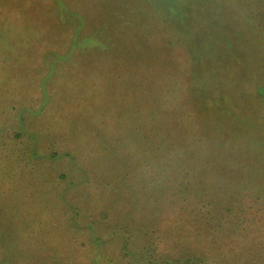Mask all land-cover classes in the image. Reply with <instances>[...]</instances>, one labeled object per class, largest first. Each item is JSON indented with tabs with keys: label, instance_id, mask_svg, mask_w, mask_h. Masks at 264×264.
Wrapping results in <instances>:
<instances>
[{
	"label": "trees",
	"instance_id": "trees-1",
	"mask_svg": "<svg viewBox=\"0 0 264 264\" xmlns=\"http://www.w3.org/2000/svg\"><path fill=\"white\" fill-rule=\"evenodd\" d=\"M27 2L25 1V3ZM194 2H196L195 5L185 8L184 14L186 13L185 16L191 15L194 13V8L199 17L197 24L189 28L187 24L182 25V20L178 21L179 25L173 22V19L167 20L171 33H174L173 35L178 37L177 39L183 40L181 36L193 35L190 45L186 42L191 51L197 53L191 80L196 84L199 94L202 92V96L198 94V97L191 96V99L194 100V104H202L207 109V114L211 110L217 113L218 117L223 115L224 110L228 112L230 108L235 107L232 84L239 83L235 81L236 74L226 73L225 67L219 60L211 58L206 52L205 47L207 46L204 45L203 39L208 40L209 48H216L217 52L224 51L235 56L233 58L237 60L239 66L245 67V63H248L252 58L264 57V0H203ZM63 4L65 6V3ZM3 5L0 4V7ZM78 5L79 2L74 9H78ZM58 6H55L57 13L56 9L54 12L55 17H59L56 20V25L60 29H64L59 26L60 19L61 23L69 22L73 32L75 30L80 32L78 29L81 25L78 19L65 18L63 12L66 13L67 9ZM18 8L25 10L26 7ZM14 13L17 15L16 12ZM169 16L171 17L172 13ZM47 24L44 22L31 27L30 24L25 23L22 27L18 26L15 30L21 36L19 40L8 41L6 39L12 34V28H7L3 34H0V167L3 169L1 172L8 173L3 177L0 175L2 177L0 183L10 182L9 185L0 187V220L5 219L4 223L0 225V264H82L85 259L82 247L85 248L86 241L79 239L85 238V235L80 236L77 230H85L90 243L99 247L105 244L107 241H103L99 225L102 226L109 211L119 210L117 199H121L125 195L124 188H128L132 193L129 198L130 208L126 211L128 217L139 218L142 221L137 226L125 224L127 220L122 223L118 222L109 231L113 237L119 229H126L124 231L126 238L122 249L127 257L133 254L131 260L126 264L128 262L129 264H234L232 259H236L238 264H264V257L262 262L252 258V247L246 250L250 252L249 254L242 251L235 253L230 249V245L238 247L246 242L260 252L255 256L256 258L260 255L264 256V228L258 222L249 228L246 226L244 228L243 225L250 220L258 221L257 218L261 216L260 205L264 206V123H254L250 128L248 126L246 128L244 122L241 121L240 124H237V128L245 129V134L239 135L238 131L231 129L236 132L240 141L237 140V137L230 139L228 132L218 136L221 138V144H224L222 146L236 147L239 159L246 155L249 149L252 150V156L241 161L244 164L240 165L242 182L240 181L239 186L240 189L242 188V193L236 191L229 197L228 193L222 192L223 185L218 184L212 190L216 200L212 195H208L210 201L206 204L201 203L203 206L211 208L207 211L208 214H219L216 217L219 222L226 219L230 224L227 230L228 240L221 241L222 243L216 244V247L206 248L204 245L205 238L208 237L207 232L201 229L197 230L193 226L187 232L183 231L186 228L185 218L188 216H185L184 213L187 198L175 199L176 193L186 192L185 187L189 190L190 185L193 184V180L196 178L193 177L192 172L195 171L196 165L193 166V162L187 163L184 157L180 160L176 158L175 163L172 164L173 169L166 168L168 166L166 160L152 161L151 166L154 168L149 169L148 174L142 179L143 183L141 185L133 184L129 181L126 165L121 164L120 153L114 151L113 146L112 152H107L106 147L101 151L92 150L91 148L94 149L97 146L94 143L99 139H101L99 142L105 141L106 132H103L104 137H102L99 127L92 126L85 115L72 114L73 109L78 108L76 102L80 99L81 91L74 90L77 94L75 102L67 104L64 102L65 96L61 90L63 84L69 80L68 74L71 76L70 80L74 79L75 83L82 85L85 84L82 82L86 76H92L96 78V82L88 88L92 96L94 85L98 82L103 83L99 79L103 73L99 74L100 72L94 71L84 76L68 69L69 62L73 61V58L78 57L80 60L87 54L89 48L85 38L78 41L68 39L65 42L72 43L69 50L63 55L56 53L57 58L49 62L48 55L51 50L42 48L46 46L44 41L47 44H52L48 38H44L48 37V34L51 35V30L46 28ZM180 27L184 30H179ZM23 34L28 37H23ZM73 35L75 36V34ZM94 57L97 61L105 60V56L103 59L95 55ZM228 59L223 62H228ZM233 65L236 66L234 62ZM146 66L147 68L151 67V65ZM257 69L260 70L256 71ZM116 71L119 72V70ZM114 72L108 75L106 83H103L104 89L102 86L98 97L101 98L110 93L106 92L107 85L119 90L117 87L118 75H115ZM260 72L263 76L264 65L262 68H255L252 74L257 75ZM207 74L213 75V77L211 82L204 83L200 78L201 76L206 77ZM243 75L241 72V80ZM250 78L243 77L245 81ZM143 80H146V76L137 80L139 88ZM130 81L131 79L128 77L120 79L121 84H129ZM134 83L136 84V82ZM252 83V86L247 87V96L256 97V100L260 98V102H263L264 81H253ZM136 88L128 92V97L133 96V100L130 98L129 106L136 103L138 116L135 108H131V112L126 111V103L119 108L121 112L131 113V115L128 113L124 115L126 121L131 119L125 132L128 139L138 137L139 129L136 121L142 114L140 110L142 101L137 98L139 91ZM60 97H63V102ZM194 104L192 103V105ZM246 116L248 117V114L245 115L244 120H246ZM236 122V120L231 121L234 124ZM172 126L175 133L178 125L176 122H172ZM214 127H212L213 130ZM253 132L257 138L251 142L248 139L250 137L248 134ZM218 133L219 130L214 133V137L209 135V139L216 141ZM162 140L165 142L162 154L167 156V152L165 153L167 138H161ZM169 144L172 147L171 142ZM90 150L93 152H89ZM185 150L192 151L188 146L185 147ZM193 154L197 155L198 153ZM102 156L105 157V160ZM61 157L68 159L66 166L69 172L54 170L58 172V175H55L57 173H53L45 163L51 161L50 159ZM258 161L263 165V179L256 177V181H254L252 171L256 169ZM178 163L179 166H177ZM210 163L208 157L203 160V164ZM122 166L123 168H121ZM167 170H169L171 179L163 176ZM188 175L193 180H190ZM217 178L218 182H221L222 177ZM203 180V178L198 179L197 185L203 190L208 189L205 187L207 185H203ZM11 181L16 184L23 182L24 185L13 186ZM165 181H171L169 186L173 185L174 190L172 193H165L162 201L160 200V191L162 192L164 189L162 186ZM150 185H156L157 195H160L153 202L151 201V205L145 203V200L137 201L136 198L139 194L145 197L147 194L145 189L147 187L150 189ZM178 187L182 189H177ZM246 187L247 190L244 191ZM251 187H256L255 192ZM218 193L219 197L228 194V205L224 206L227 200L217 201ZM15 199L19 204L15 203ZM2 203L13 204L11 208L8 206L5 208ZM188 203L193 204L189 201ZM98 204L105 205L99 211V214L102 215L100 218L96 217L93 212ZM176 210L180 215L178 218H174ZM143 213L145 216L140 217ZM193 218H195L194 215ZM206 219H209L207 215ZM212 220L208 221V225L213 224ZM123 224L125 225L121 226ZM239 231H245L247 234L237 235ZM134 236L151 237L150 244L148 241L141 243V240H137L136 245L140 247V251L137 248L131 249L129 243L132 237L134 240ZM165 242L168 243V247L176 250L170 257L166 246L167 253H163V258L158 261L155 254H161L163 250L161 245ZM151 245H155V247L153 248ZM223 246H226L225 252H223ZM104 258L110 260L107 256Z\"/></svg>",
	"mask_w": 264,
	"mask_h": 264
},
{
	"label": "rangeland",
	"instance_id": "rangeland-1",
	"mask_svg": "<svg viewBox=\"0 0 264 264\" xmlns=\"http://www.w3.org/2000/svg\"><path fill=\"white\" fill-rule=\"evenodd\" d=\"M25 1L28 2L25 3ZM194 1L201 2L203 0H0V4H4L3 7H0V34H3L7 28H12V34L6 37V39L8 41L19 40L21 36L17 34L15 30L18 26L22 27V25L26 23L30 24L32 27L47 22L46 28L51 30V35L48 34V37L44 38H48V41H51L52 44H47V42L44 41L46 46L42 48H44V50H46V48L51 50L48 55L49 62L57 58L58 55L56 53H61L63 55L69 50L72 43H68L69 41L66 43L65 41L68 39L71 41L72 39L78 41L85 38L89 48L87 49V54L80 60L78 57L73 58V61L69 62L68 69L71 72L74 71L84 76L94 71H97L96 73L100 72L99 74L103 73L102 76L99 77L103 83H106L108 75H111L112 72L115 71L114 74L118 75L117 87L119 89L117 91L114 87L111 88V86L107 85L106 92L110 93L100 98L98 95L103 86L101 82L94 85V93L91 92L92 96L90 95L88 88L96 82V78L92 76H86L85 79H83L82 83H85L83 84L85 85L83 89L82 84L75 83L74 79L70 80L71 76L69 74V80L63 84L64 86L61 92L64 94V102L67 104H70L72 101L75 102L77 94L74 90L77 92L81 91L80 99L76 102L78 108L73 109L72 114L85 115L87 121H89L92 126L99 127L102 137H104L103 132H106L105 141L99 142L101 141V139H99L98 142L94 143L97 144V146L91 149L101 151L106 147L107 152H112L113 146V150L120 153L121 164H125L127 167L129 181L133 184L140 185L143 183L142 179L148 174L149 169L154 168L151 166L152 161L161 162L166 160L168 163L166 168L170 169H173L172 164L175 163L176 158L180 160L184 157L187 163L193 162V166L196 165V168L195 171L192 172V175L196 179L193 180L188 175V178L193 180V184L190 185L189 190L185 187L186 192L176 193L178 196L176 195L175 199L181 200V197L187 198L184 205L186 208L184 213L185 216H188L185 218L186 228L183 231L187 232L192 226L197 230H204L208 234V237L205 238L204 247L210 248L212 246L216 247V244H221L223 240H228L227 230L230 224L226 219L219 222L218 218H216L219 214H208L207 211L211 208L208 206L205 207L202 204H206L210 201V198L207 197L208 195H212L213 199L216 200L212 190H214L218 184L223 185L222 192L228 193L229 197L236 191L242 193V188L240 189L239 186L242 179V171L240 168L241 161H245L252 156V150L249 149L246 155H243L239 159L236 147L222 146L224 144H221V138L218 136H222V134L224 135L228 132L229 138L233 139L237 137V131L239 135L241 133L245 134V129L237 128V124H240L241 121L244 122L246 128L247 126L250 128L254 123H264V101L260 102V98L256 100V97H249L246 92L248 91L247 87L253 85V81H264V75L261 76V72L257 75L252 74L255 68L263 67L264 57L252 58L248 63H245V67L239 66L237 65V60L233 58L235 56L225 53L224 51L217 52L216 48H209L210 45L208 40L203 39L204 45L208 47H205L206 52L209 53L211 58H217L219 60L221 65L225 67L226 73H229V75L236 74L235 81H238L239 84H237L238 86L232 84L236 104L235 107H233V109L230 108L228 112L224 110L223 115L217 117L218 114L211 110L207 114V109L203 107L202 104H194V100L191 99V96L198 97L199 92L197 91L196 84L191 80V74L194 71L193 65H195L194 62L197 60L196 51L192 52L190 46H188L190 42H192L193 35L181 36L183 40L177 39L178 37L176 38V36L173 35L174 33H171L170 24L167 20L173 19V22L178 25V21L182 20V25L184 26V24H187L189 28L197 24L199 17L195 13L194 8V13L191 15L185 16L186 13L184 14L185 8L195 5L196 2ZM78 2V9H74ZM63 3H65V6ZM56 4L63 9H67L66 13L63 12L65 18L78 19L81 25L78 29L80 32L75 30L74 33L73 28L69 26V22L61 23L62 20L60 21V19L59 26L64 29H60L56 25V20L59 18L58 16V18H56V14L54 13L56 9L55 6H57ZM21 6L26 7L25 10L18 8ZM14 12H16L17 15H15ZM171 13L172 18L169 16ZM193 17L196 19H192ZM181 29L180 27L179 30ZM31 34L33 36L34 32ZM23 37L28 36L23 34ZM94 55L100 59H103V56H105V60L97 61ZM227 58H229L228 62L224 63L223 60H227ZM232 61L236 66L233 65ZM146 65H151V67L147 68ZM116 70H119V72ZM259 70L260 69H257L256 71ZM66 72L69 73L68 70H66ZM241 72L244 74L243 77L251 78L245 81L242 77V81L240 79ZM144 76H146V80L142 81L139 88L137 80ZM125 77L131 79L129 84L120 83V79H124ZM212 77L213 75L207 74L206 77L201 76L200 79L204 83H209ZM134 82H136V84ZM135 88L140 92H138L137 98L142 101V104H140L142 114L136 121L139 129L138 137H130L128 139L125 132L127 124L130 123L131 119L130 121H126L124 115L128 112H121L119 108L126 103V111L131 112V108L136 109V103L135 105L129 106L130 98L133 100V96L128 97V92L135 90ZM199 95L202 96V92ZM60 99L61 102H63V97H60ZM192 103L194 105H192ZM246 113L248 117L246 116L247 118L244 120L245 115H247ZM128 114L131 115V113ZM236 117H238V119H236ZM233 120L237 121L236 124H234L235 122L231 123ZM172 122H176V125H178L176 126L175 133ZM214 126L217 128L215 129ZM212 127H214V130ZM172 129L173 131L171 135H169ZM231 129L236 130V132ZM217 130H219V133L216 135V141L212 139L211 141L209 135L214 137V133L217 132ZM248 135L250 136L248 139L251 142L255 141L257 138L254 132ZM161 138H167V151H165V153L167 152V156H163L162 154L165 142H163V140L161 141ZM237 140L240 141L238 137ZM170 142L172 147L169 144ZM186 146L192 149V151L188 152L185 150ZM92 150L89 152H93ZM195 152L198 154H193ZM255 152L258 154L257 151ZM206 157L211 161L210 164H203V160ZM102 158L105 160V157L102 156ZM50 160L51 161L45 164L53 173H57L55 175H58L60 171L67 170V158L61 157L59 159ZM104 160L102 159V161ZM256 165V169L252 171L254 173V181H256V177L258 179H263V165L259 161ZM177 166H179V163ZM69 168H71L70 165ZM121 168H123V166ZM127 170L123 171L127 172ZM1 171H3V169L0 167V175L2 177L3 175H8V173L4 174V172ZM167 171L163 173V176L165 175L166 178L171 179L169 170ZM149 174L152 175V173ZM1 176L0 179L2 178ZM217 177H222L221 182H218ZM200 178L204 179L203 185H207L205 187H208V189H204L205 191L196 183ZM9 183H0V187L9 185ZM11 183L13 186L24 185L23 182L16 184L11 181ZM170 183L172 182L165 181L162 186L164 189L162 192L160 191V200L163 201L165 193L173 192L174 186H169ZM251 188L255 192L256 187ZM177 189L182 188L178 187ZM124 190L125 195L121 199H117L119 210L109 211L108 217L103 221L102 226L99 225L100 233L103 235V241H107L105 244L100 247L98 245L96 246L89 242L85 230H77L80 236H83V234L85 235V238L79 239L86 241L85 248L84 246L82 247L85 258L82 264H126L127 261L131 260L130 258L133 254L127 257L122 249L124 239L126 238L124 237V231L126 229H119L113 237L109 232L114 228L112 226H115L118 222L122 223L127 220L125 224L130 226H137L142 222L139 218L128 217L126 211L130 208L129 198L132 196V193L128 188H124ZM246 190L247 187L244 191ZM145 192H147L145 197L139 194L136 200H145V203L147 202L151 205V201L153 202V200L160 195H157L156 185H150V189L147 187ZM228 194L219 197L218 193L217 201L221 202L227 200ZM213 199L212 201L215 203ZM188 201L193 204L190 205ZM228 201L229 199L225 202L224 206L229 204ZM15 203H18V200L15 199ZM12 204L13 203L9 205L3 204V206L5 208L7 206L11 208ZM104 206L103 204L95 206L93 212L96 217L98 216V218H100V216H102L99 214V211ZM260 208L261 216L257 218L258 221L250 220L243 224L244 228L245 226L249 228L256 222L264 228V206L260 205ZM193 215L195 218H193ZM206 215L207 218H209L208 220L206 219ZM144 216V213L140 215V217ZM178 217H180V215H178L176 210L174 218ZM210 219H213V224L208 225ZM4 221L5 219L0 220V225H2ZM244 234L247 233H245V231H239L237 235ZM245 237L250 238L249 236ZM150 239L151 237L134 236V240L132 237L129 246L131 249L137 248L140 251V247L136 245V241L141 240V243L148 241L150 244ZM151 246L153 248L155 247V245ZM161 246L163 250L161 254H155L156 259L160 261L163 258V253H167L166 246L170 253V257H172L171 254H173L176 249L173 250L168 247L167 242L163 243ZM249 247H252V258L258 262H262L264 256L260 255L256 258L255 256L260 252L248 243L244 242L238 247L230 245V249L235 253L242 251L243 253L249 254L250 252L246 251ZM223 250V252L226 251V246ZM96 252L99 254L97 255ZM105 256L110 260H106V258H104ZM226 261L228 262V260ZM232 262L238 264L236 259H232ZM127 264H129V262Z\"/></svg>",
	"mask_w": 264,
	"mask_h": 264
}]
</instances>
